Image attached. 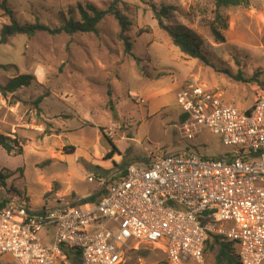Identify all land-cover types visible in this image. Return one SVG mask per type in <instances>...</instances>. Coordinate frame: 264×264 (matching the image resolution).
<instances>
[{"label": "rangeland", "instance_id": "rangeland-1", "mask_svg": "<svg viewBox=\"0 0 264 264\" xmlns=\"http://www.w3.org/2000/svg\"><path fill=\"white\" fill-rule=\"evenodd\" d=\"M6 1L19 22L55 27L79 2L106 8L113 0ZM123 1L130 7L118 5L131 19L132 55L124 51L113 15L101 21L98 33L17 34L0 45V84L20 74L36 77L8 96L0 92V133L18 138L23 149L14 156L0 147V173L36 211L56 206L59 198L97 195L119 171L149 161L155 151L228 154L231 147L209 129L194 139L182 137L177 88L199 77L245 111L264 83V0L221 9L228 21L223 43L209 27L215 0ZM153 5L173 7L164 23L183 25L198 36L206 60L186 55L173 43ZM9 22L0 6V32ZM38 236L46 237V231ZM214 256L209 248L205 264H213ZM166 259L164 250L142 243L120 264H164ZM0 262L19 264L11 254L0 256Z\"/></svg>", "mask_w": 264, "mask_h": 264}, {"label": "built area", "instance_id": "built-area-1", "mask_svg": "<svg viewBox=\"0 0 264 264\" xmlns=\"http://www.w3.org/2000/svg\"><path fill=\"white\" fill-rule=\"evenodd\" d=\"M176 98L182 137L209 129L231 147L228 154L155 151L119 171L97 199L59 198L37 211L0 180V256L69 264L72 249L83 264H120L147 243L165 251L166 264H205L213 233L234 243L240 264H264V84L245 111L196 76Z\"/></svg>", "mask_w": 264, "mask_h": 264}, {"label": "trees", "instance_id": "trees-1", "mask_svg": "<svg viewBox=\"0 0 264 264\" xmlns=\"http://www.w3.org/2000/svg\"><path fill=\"white\" fill-rule=\"evenodd\" d=\"M120 3L126 5L128 9L129 6L123 0H113L106 8H101L89 1L79 2L75 7H69L68 13H63L61 25L51 27L38 21L34 23L19 22L14 16L12 9L8 6L7 1L0 0V6L4 9L5 14L10 17V22L4 24L1 29L0 45L6 43L9 37L17 34H25L29 37H33L39 32H48L52 35L62 33H67L69 35H74L76 33H98V26L101 21H103L106 16L113 15L118 20L120 25L118 37L124 43V51L128 55H132V42L127 34L132 23L129 14L119 9L118 5ZM239 5L249 6L250 0H215V15L213 20L209 22V27L216 41L220 43L225 42L226 37L224 31L228 28L227 18L222 13L221 9L228 6ZM153 9L159 24L168 30L173 43L178 46L183 53L194 58L206 60L201 49V41L198 39V36L183 25L172 27L164 23V18H168L173 11L172 6L162 5L160 8H157L153 5ZM135 58L138 62L140 61V58ZM237 78L241 79L242 77L238 76ZM254 78L255 77H253V79ZM35 80V75L31 73L17 75L9 79L7 83L0 84V92L4 96H8L22 87L30 86ZM0 147H2L9 155L17 156L23 153L19 139L16 137H10L3 133H0ZM6 178V175L0 173V180L5 181ZM104 192L105 189L90 198L95 200ZM209 248H213L215 250L213 264H240L237 247L233 242L223 239L221 235L213 233L210 234L208 240L206 241L205 253L209 250ZM68 255L74 263H83L79 251L69 249ZM0 264L2 263L0 262ZM164 264H166V260Z\"/></svg>", "mask_w": 264, "mask_h": 264}, {"label": "crops", "instance_id": "crops-1", "mask_svg": "<svg viewBox=\"0 0 264 264\" xmlns=\"http://www.w3.org/2000/svg\"><path fill=\"white\" fill-rule=\"evenodd\" d=\"M142 163H144V161Z\"/></svg>", "mask_w": 264, "mask_h": 264}]
</instances>
